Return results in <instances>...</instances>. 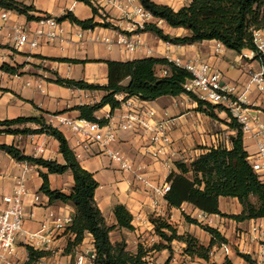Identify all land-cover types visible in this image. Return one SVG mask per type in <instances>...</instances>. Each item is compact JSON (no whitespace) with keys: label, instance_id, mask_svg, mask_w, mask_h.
<instances>
[{"label":"crops","instance_id":"1","mask_svg":"<svg viewBox=\"0 0 264 264\" xmlns=\"http://www.w3.org/2000/svg\"><path fill=\"white\" fill-rule=\"evenodd\" d=\"M16 1L34 6L38 11L50 14L52 17H60L65 11H72L82 20L93 17L90 7L75 0ZM92 1L100 8V12L107 14L109 21L119 28L118 31L96 28L93 34L112 35L115 38L117 32L127 33L140 42L134 54L126 53L119 46L108 49L104 44L94 42L92 33L89 32L86 33L84 39H79L77 34L81 28L69 22L61 24L66 38L63 43L51 44L42 41L37 49H30L29 46L17 49L11 39L14 28L20 25L34 28L36 22H28L24 16L12 11H10L8 19L3 20L1 15L4 10L0 9V121L38 115L37 108L46 112L44 116L47 122L65 134L82 167L91 172L99 183L95 200L107 224L109 226L116 224L113 212L116 205H124L133 215L134 230L114 231L111 234L113 243L125 241L128 250L132 253H136L140 245L149 250L158 243L156 240L158 237L155 235L151 220L163 218L178 230L179 235L190 234L201 245L208 247L211 236L200 227L185 221L182 213H186L188 210L198 214L197 219L204 224L211 221L210 227L218 229L229 241L228 245L231 247V254L226 256L221 247L215 246L210 258L204 260L191 258L184 254L186 245L178 242L180 255L175 253L174 246H172V254L168 250L153 251L149 253V264H151L150 260L155 259L162 264H165L169 259H171L170 264H226L228 260L231 264H247L238 256L240 253L248 254L258 264H264V218L238 223L218 215L201 217L204 214L189 204H184L181 209L170 208L163 196H155L151 189L135 178L134 172L143 176L157 188L163 186L169 176V172L159 162L144 155L142 148L146 141L139 130L120 131L118 140L112 148L133 164V172H129L121 170L120 166L110 156L101 152L97 146L86 148L84 144H80L77 134L62 123L63 120L80 119V113L73 109L77 106L99 103L105 96V92L73 90L48 81L56 79L54 75L56 73L62 78L84 80L90 84L104 86L108 83L107 65L103 62H94L95 60L126 62L154 57L170 61L181 59L184 62L206 63L213 70L220 71L227 82L245 90L246 84L249 83L248 64L257 69L261 66L260 63L257 60H251L248 63L242 57L247 51L239 54L226 49L217 41H204L191 46L165 43L152 33L136 32L143 25L140 20L126 17L125 13L116 7V4L120 3L124 9H127L126 2H119V0ZM152 1L179 10L192 0H186V3H182L181 6H176L177 2L181 0ZM137 5H140L139 1L134 4V6ZM96 21H101V19L97 17ZM147 23L157 25L160 23V28L171 36L187 34V31L171 28L165 21L156 18L149 19ZM59 58L86 61V63L71 64L50 60ZM5 64L11 67L23 66L20 75L4 72L2 66ZM187 98V95H182L161 97L156 101L144 102L158 112L159 119L167 117L175 120L172 142L176 155L172 158V172L176 171L175 163L177 161L189 163L202 153L201 147L228 144V138L233 134L224 123L214 121L195 111L197 105L190 103ZM130 101L140 100L132 98ZM126 112L125 106L115 110L112 123H119L120 117ZM110 113L111 108L106 106L95 116L106 118ZM217 114L220 120L227 121L225 113ZM257 117L264 123L259 115ZM0 144L15 145L27 155L63 163L62 156L59 154L58 142L47 135H3L0 137ZM244 144L249 153V161L252 163L257 153L256 141L245 135ZM39 149H42L43 153H39ZM41 171L46 172L36 166L16 162L11 156L0 151V204L4 196L11 195L15 191L18 181L25 175L28 190V195L25 198L28 214L25 228L29 232H37L41 228L45 216L50 212L72 215L75 213L72 205L61 202L50 203L49 198L40 192L43 183L40 177ZM49 181L51 189L66 194H69L74 186V179L70 172L64 175H49ZM35 197L39 198V202H35ZM219 208L222 213L228 215H240L243 210L239 201L232 198H220ZM31 214L33 217L30 216ZM260 227L261 234L253 232L254 228L259 229ZM113 234L118 237L113 239ZM70 238L71 236L66 234V231L58 232L53 237L49 250L46 251L50 252V257L40 261L42 263L46 261L49 264H71L72 258L76 254L86 249L94 250L93 238L91 235H87L83 244L77 247L73 254L64 255L63 252ZM18 245L22 257L27 256L22 240Z\"/></svg>","mask_w":264,"mask_h":264},{"label":"trees","instance_id":"2","mask_svg":"<svg viewBox=\"0 0 264 264\" xmlns=\"http://www.w3.org/2000/svg\"><path fill=\"white\" fill-rule=\"evenodd\" d=\"M91 8L93 17L82 20L72 11H65L60 17H54L60 24L69 22L82 30L96 28L119 30L108 21L109 16L102 14L92 0H75ZM154 18L165 21L171 28L183 29L186 35L171 36L166 34L157 24L146 23L136 32H149L165 43L176 46H191L204 41H217L226 49L242 54L243 51L256 52L254 32L264 29V0H192L188 5L175 10L167 5H160L152 0H137ZM0 9L12 11L24 16L28 22H37L43 18H51L50 14L38 11L16 0H0ZM99 17L101 21H96ZM48 59V58H42ZM60 63L80 64L86 61L59 58L50 59ZM264 68V59L254 58ZM103 62L108 68V83L101 86L90 84L84 80L62 78L54 74L56 79L48 80L56 85L84 91H104L105 96L99 103L77 106L73 110L80 113V118L92 122L107 124L108 120H98L96 113L106 106L111 108V115L119 109L122 101L137 98L143 102L156 101L161 97H178L187 95L197 105L195 111L204 114L214 121L224 123L233 132L228 144L201 147L202 153L191 162L177 161L176 171L170 173L167 182L170 191L165 200L170 208L181 209L184 204L192 205L208 215H218L236 222L264 218V181L254 171L246 150L245 134L242 126L234 119L226 108L200 100L195 94L185 89L186 82L192 78L185 68L176 66L165 58H143L131 61L95 60ZM23 66L11 67L7 64L2 70L11 75H20ZM166 71L167 74H161ZM39 114L12 120L0 121V137L3 135L31 136L47 135L58 142L59 154L63 163L43 157L27 155L15 145L0 144V151L11 156L16 162L26 163L44 169L40 172L43 181L40 192L49 198L50 203L61 202L72 205L75 209L73 224L67 228L66 234L71 238L63 254L71 255L83 244L87 235L93 238L95 264H149V253L168 250L171 254L172 243H184V254L191 258L208 260L215 246L221 247L229 241L218 229L203 225L197 219L183 212L188 224L196 225L211 236L208 247L190 234L179 235L178 230L163 218L152 219L156 236L164 243L155 244L151 249L139 246L136 253L128 250L125 241L113 243L111 234L116 230L133 231V215L124 205L114 207L116 224L109 226L99 209L95 193L99 183L94 175L84 169L75 152L71 149L65 134L48 123L46 112L37 108ZM218 111L225 113L227 121L220 120ZM70 172L74 186L69 194L51 189L49 175H64ZM220 198L237 199L242 206L240 215H228L220 211ZM28 261L32 264L50 257V252L35 250L27 246ZM247 264H257L251 256L239 254ZM169 259L165 264H170ZM226 264H231L228 260Z\"/></svg>","mask_w":264,"mask_h":264},{"label":"built area","instance_id":"3","mask_svg":"<svg viewBox=\"0 0 264 264\" xmlns=\"http://www.w3.org/2000/svg\"><path fill=\"white\" fill-rule=\"evenodd\" d=\"M119 2L127 3V9H124L120 3L116 4V7L122 10L126 17L138 18L143 24L139 28H143L149 19L154 18L141 4L134 6L138 2L137 0H119ZM9 13L10 11L4 10L1 18L7 20ZM87 32L92 33L94 42L102 43L108 49L114 46L122 47L128 54H134L140 45L138 40L122 32H117L118 34L114 38L112 35H97L93 34L92 30L80 29L77 34L78 38L84 39ZM253 37L257 51L251 52L250 56L245 53L242 57L250 61L257 56L264 59V29L255 31ZM11 39L17 49L24 46L37 49L42 41L61 44L66 40L64 29L54 17L37 21L34 28L23 25L16 26ZM170 62L191 73L192 78L185 84L188 93L195 94L204 102L220 105L229 110L232 117L242 126L244 134L256 141L257 153L252 165L254 171L264 180V123L248 113L245 92L237 93L236 87L227 82L220 71L213 70L206 63L184 62L181 59ZM261 69L262 71L252 74L249 79L251 85L260 92H264V68L261 66ZM166 74L167 72L164 71L163 75ZM118 99L122 101L121 107L127 108V112L120 117L117 124L112 123L114 114L111 115V113L106 118L96 117L98 120H108L107 124L81 118L63 120L62 123L69 126L77 134L80 144H84L86 148L93 145L97 146L101 152L110 156L120 166L121 170L129 172H133V164L112 148L118 140L120 131L139 130L146 141L142 148L144 155L159 162L170 175L173 166L172 158L176 155L172 142L175 120L167 117L159 119L158 112L143 101L132 102L130 101L132 98L123 101V95L118 96ZM39 153H43V150L39 149ZM134 175L136 180L151 189L155 196L161 195L165 198L170 191V184L167 181L163 186L155 188L140 174L134 172ZM27 195V179L23 175L18 181L15 191L11 195L4 196L0 204V264H23L24 261L27 262V246L35 250L48 251L53 237L58 232L66 231L73 224L72 214L50 212L45 216L44 222L37 232L27 231L25 228V222L28 218L25 206ZM35 202H39L38 197H35ZM205 215L208 214L201 217H205ZM30 216L33 217V214ZM210 223L211 221L204 225L210 226ZM253 232L261 234V227L259 229L254 228ZM20 240L24 243V249L27 252L25 257L20 254L18 245ZM221 248L226 256L231 254V247L228 244H222ZM71 264H95L94 250L86 249L76 254L75 262Z\"/></svg>","mask_w":264,"mask_h":264},{"label":"rangeland","instance_id":"4","mask_svg":"<svg viewBox=\"0 0 264 264\" xmlns=\"http://www.w3.org/2000/svg\"><path fill=\"white\" fill-rule=\"evenodd\" d=\"M186 3V0H181L179 2H177V5L176 6H181L182 3ZM105 14V13H104ZM109 21V19H108ZM111 22V21H110ZM112 23V22H111ZM113 24V23H112ZM160 25V23H158V26ZM161 26V25H160ZM159 26V27H160ZM101 29V28H100ZM113 30V29H111ZM115 31V30H114ZM118 31V30H117ZM115 50V49H114ZM247 55H251V52L247 51L246 53ZM245 60L249 63L250 60L245 58ZM260 65V64H259ZM259 71H262L261 69V66L260 67H257V69H254L253 67H251V65L248 64V77L252 76V74L254 73H257ZM253 87V88H251ZM236 92L237 93H244L246 94L247 96V105H246V108L249 109V114L251 116H253L254 118H256L257 120H260L257 116L259 115L263 120H264V92H260L258 89H256L255 86L251 85L250 83V79H249V83L246 84V87H245V90L243 89H239L236 87ZM187 100L190 102V103H193L191 102L190 98L188 97ZM218 113H222L220 111H218ZM249 136V135H247ZM168 178V177H167ZM188 213L193 219H197L198 217V214H196L195 212L192 213L191 211H188L186 210ZM157 219V218H156ZM199 221V219H197ZM200 222V221H199ZM202 223V222H200ZM204 225V223H202ZM156 235V234H155ZM115 237H118L116 236L115 234H113V239ZM158 237V236H157ZM158 241V243L156 244H160V243H164L159 237L156 239ZM263 244V243H262ZM262 244H260L262 246ZM171 246H174L176 248V251L175 253L176 254H179L180 255V249H179V244H178V241H174L172 243ZM218 247V246H217ZM76 250V249H75ZM74 250V251H75ZM74 253V252H73ZM241 254H244V253H241ZM245 255H248V254H245ZM240 258H242L240 255H238ZM252 258V257H251ZM243 259V258H242ZM244 260V259H243ZM245 261V260H244ZM255 261V260H254ZM75 262V257L72 258V263ZM246 262V261H245ZM257 262V261H256ZM150 263L151 264H162V263H158V261L155 259V260H150ZM23 264H26V261L23 262ZM32 264H49L48 262H41V261H38V262H35V263H32ZM258 264V262H257Z\"/></svg>","mask_w":264,"mask_h":264}]
</instances>
